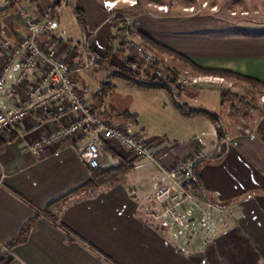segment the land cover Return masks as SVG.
I'll return each instance as SVG.
<instances>
[{
    "label": "crops",
    "instance_id": "crops-1",
    "mask_svg": "<svg viewBox=\"0 0 264 264\" xmlns=\"http://www.w3.org/2000/svg\"><path fill=\"white\" fill-rule=\"evenodd\" d=\"M1 1L0 11H6L0 16V72L10 49L25 34L24 18L8 0ZM106 1L116 0H104L102 7L94 0H77L76 6L71 5L69 9L72 11L69 23L76 19L84 37L88 36V56L79 50L64 28V14H67L62 7L64 0H29L24 7L35 16L49 9L55 11L54 31L41 35V38L66 57L74 69L81 67L75 75L78 86L98 116L128 131L131 124L135 130L130 133L158 145L155 159H147L159 164V171L154 176L158 185L140 194L135 187L123 184L120 175L118 180L99 188H89L90 171L78 157L72 140L39 151L31 148L33 136L23 135L27 127L35 124L41 125V134L60 128L62 123L56 117L59 104L42 111H30L16 131L7 130L0 134V259L11 258L10 264H264V140L257 132L262 118L250 125L241 114H234L228 106H223L221 92L229 89L207 84L184 89L181 95L185 98L180 95L181 104L194 111L205 110L221 121L224 141H220L216 124L209 116L183 115L166 92L163 93L171 101L165 109L169 108L175 121L181 123L167 136L152 134L149 118L141 119L138 112H135L138 116L135 121L133 115H124L131 111L132 101L129 102L113 84L115 79L124 80L113 78L114 70L105 64L102 68L95 66L112 44L113 64L122 70L121 63L128 67L123 58L128 54L117 37L122 16L107 10L104 7ZM75 9L83 13V25L79 23ZM143 20L149 21L145 17H135L131 23L138 27L136 33L141 39L138 42L145 41L148 48L155 47L171 55L176 71L187 67L194 70V65L237 73L264 83V22L245 21L232 25L238 29L235 31L239 36L227 41V51L210 49V43L198 39L191 44L199 46L201 51L186 54L152 36ZM204 21L198 24L197 18L185 20L192 30L200 29L201 32L231 26L211 19L206 27ZM87 28H95V34L88 32ZM92 58L95 63L90 65L89 59ZM18 74L19 69L15 68L8 77V88L16 91V99L8 101L0 95V111L9 112L22 104L26 92L16 84ZM197 76L231 80L213 74L198 73ZM35 78L33 73L31 80ZM106 81H109L106 85L109 93L104 98L97 89ZM93 82L97 89L92 92ZM204 88L218 90V103L215 102L214 108L207 104H189L186 100L192 95V91L187 90L202 91ZM140 91L145 96L161 92ZM119 113L125 120H120ZM224 114L228 115V123ZM197 126L204 127V130L197 133ZM199 137L205 139L209 148L197 144ZM197 149L206 151V158L194 167L191 184L200 208L189 217L186 231H182L165 217L159 221L153 219V213L162 212L155 196L159 187L170 182L165 170ZM113 151L110 154L105 150L102 169L123 165L134 172L138 169L146 172L141 168L142 163L133 164L140 159L124 151ZM79 189L82 190L79 192ZM205 219L207 224L204 226Z\"/></svg>",
    "mask_w": 264,
    "mask_h": 264
},
{
    "label": "built area",
    "instance_id": "built-area-1",
    "mask_svg": "<svg viewBox=\"0 0 264 264\" xmlns=\"http://www.w3.org/2000/svg\"><path fill=\"white\" fill-rule=\"evenodd\" d=\"M8 1L24 18L25 34L10 49L0 72V95L8 101L16 99V91L8 88V77L15 68L19 69L16 84L25 89L26 95L17 108L9 112L0 111V134L7 130L16 131L30 111H42L59 104L56 117L62 124L56 131L41 134L40 124L24 130V136H33V150L41 151L64 140H72L78 157L89 171L101 167L108 146L116 151H124L135 159H155L158 152L156 143H149L111 120L98 116L93 104L83 97L78 86L75 75L81 71V67L74 69L66 57L41 38V35L54 31L57 18L55 11L49 9L35 16L19 0ZM117 4L116 1H106L104 7L113 11ZM117 37L129 58L146 65L157 64L153 55L135 39L127 20L120 23ZM94 63V58L89 59L88 64ZM33 73L35 80H31ZM179 78L184 88L197 86L200 82L224 80L215 76H192L187 72ZM205 158L206 152L197 149L191 156L165 170L170 182L159 187L156 192L155 199L162 206V212L153 213L155 221L165 217L173 224L183 226L184 213L188 218L194 216L200 204L191 190L193 170Z\"/></svg>",
    "mask_w": 264,
    "mask_h": 264
},
{
    "label": "rangeland",
    "instance_id": "rangeland-1",
    "mask_svg": "<svg viewBox=\"0 0 264 264\" xmlns=\"http://www.w3.org/2000/svg\"><path fill=\"white\" fill-rule=\"evenodd\" d=\"M19 1L23 6H26V3H28L29 0ZM76 1L77 0H64L62 4L63 9L67 11V14H64V17H66L64 28H66L67 32H69V34L72 36L71 38L79 47V50L83 52L84 55L88 56V36L84 37L80 28L78 27L79 25L78 22H76L75 17V22L69 23V20L72 19L70 16L72 11L69 9L71 8V5L76 6ZM94 1L102 7L104 0ZM116 2L118 4L113 10V13L117 12L123 17V19L124 16H126L127 18H125L124 20H127L130 24L133 22L132 20L135 17H145L149 19V21L143 20V25H146L145 28L152 36H156L159 41L167 43L169 44V46L186 54H193L194 51H201L199 46L196 47L191 44V41L195 40L197 42L198 39L210 43V49H217V51H227V41H230L231 39L234 40L239 36L238 32L235 31L238 29L236 27H234V29L233 26H236L237 24L245 21L256 23L264 22V0H116ZM1 3L2 1L0 0V6ZM135 3L137 4L134 5ZM130 17H132V19H130ZM159 18H164L166 20L162 21L159 20ZM176 18H179L180 20L175 21L174 19ZM190 18H197V22L199 21L198 24H201V20L205 19L204 25H206V27L210 25L211 19L214 21L216 20L222 21L224 23L226 22L231 26H225V28L223 27L219 29H209V31L207 30L201 32L200 29L192 30L191 27L187 25V22H185V20ZM131 28L135 39L140 42L141 39L136 33L138 27L136 28L135 25H131ZM87 30L88 32H91V34H95L96 32L95 28H87ZM239 30L243 31L241 28H239ZM143 42L144 43H141L149 50V52L157 61V68L154 69L153 74L157 78L163 79L166 76L171 77L172 72L170 70L179 72V77H183L186 72L190 73V75L192 76L198 75V73L195 74L194 70L188 67L186 70L181 69L180 71H176V69L174 68L176 64L174 63V58L171 55L163 53L155 47L148 48L149 44H147L145 41ZM93 43L94 41H92V45ZM114 46H116V43H114ZM120 65H122L120 67L123 68V70L119 67H116V70H120L121 72H124L126 75H128L131 69L129 70V68L124 66L123 63H121ZM114 77L117 76L114 75L113 78ZM115 80V82L113 80L112 82H114L113 84L116 85L117 90L120 91L121 94L124 95V97H128L129 102L132 101V109L129 113H127V116L129 114L133 115V121L138 120V116L135 114V112H138L141 119L149 118L148 126L149 128H151V130H153L152 134H162V136H167L168 132H172L173 129L175 130V126L180 122L175 121L172 116L173 114L169 112V108L167 110L165 109V107L168 106L169 101H171V99L168 98L165 93L160 92L154 95L145 96L142 94L143 92H141L137 87L126 84L124 81H119L117 79ZM108 82L109 81H106V83L104 82V86L103 83H101L98 89L95 82H93L92 84L94 86L91 87L92 92L96 88L100 91V97L104 96L105 98L106 94L109 93L106 86ZM205 84L218 85L219 87L229 89L233 93L238 94L240 97L245 98L247 102L254 106L256 108L255 110H246L250 113V116L248 118L245 117L250 122V125H253L255 121H259L262 118L264 111L263 88H257L242 80H228L226 78H224V80L200 82L199 84H197V86ZM187 91H190V93L192 91V95L186 98V100L189 101V104L195 103L197 104V106L207 104L208 106L214 108L215 102L216 104L218 103L217 101L219 92L216 89L204 88L202 89V91L200 89H189ZM186 93L187 92H185V94ZM181 96L182 98H185L183 97V95ZM227 116L228 115L225 114L223 115L226 123H228ZM119 117L120 120H125L121 117L120 113ZM128 127L130 128L129 131L131 130L133 132V130H135L133 129L131 124L128 125ZM223 127L225 126L223 125ZM203 130L204 127L197 126V133L200 131L202 132ZM205 142V139L202 137H199V139H197V144H199L201 148H203V144L205 148H209ZM140 160L141 161H138L136 163L134 162L133 164L137 166L138 164L142 163L141 168L146 172H141L140 169H138L136 172H134L133 169L126 170L125 172L121 173V182L127 186L135 187V189L140 194H143L144 192L149 191V189L153 185H158V183L154 179V176L156 175V171H159V164L147 159ZM150 177L152 181L150 180ZM184 218L185 225L180 226L177 224H173V226H175L176 228H180L182 231H186L185 227H187V225L189 224V218L186 216V213H184ZM205 224H207V219H205L204 226Z\"/></svg>",
    "mask_w": 264,
    "mask_h": 264
},
{
    "label": "trees",
    "instance_id": "trees-1",
    "mask_svg": "<svg viewBox=\"0 0 264 264\" xmlns=\"http://www.w3.org/2000/svg\"><path fill=\"white\" fill-rule=\"evenodd\" d=\"M6 9H3L0 11V16L4 14ZM75 14L77 16V19L79 20V23L83 25V13L79 9H75ZM120 23L124 21L123 17H120ZM114 41V39H112ZM114 54V48L113 45L110 44L106 53L100 57V59L95 63V66L98 68L104 67V64L108 69L114 70V75L117 76L119 79L124 80L130 85H133L137 87L138 89L145 90V91H161L166 92L171 96V98L175 101L176 107L179 109V111L183 115H193V114H201L204 116H209L212 121L216 124V127L218 129L219 139L220 141H224V134H223V128L221 125V121H218L216 117L209 114L207 111L202 109H197V111H194V109H191L189 106H186L184 104H181L180 95L183 92L184 88L180 82H179V74L177 72L171 71L172 76L167 77L165 79H159L156 76H154V69L157 68V64L151 65V67H148L146 64L142 63L139 60L132 59L129 57H123L125 60V63L128 67L131 68V71L128 75H126L124 72L117 71L115 64L111 61V58ZM184 60V59H183ZM186 61V60H185ZM188 62V61H186ZM193 69L197 71L198 73L202 74H213V75H221L223 77L227 78H233L237 80L245 81L255 87H261L264 89V83L257 82L253 79L245 78L237 73L225 71V70H212V69H202L200 67H196L192 65ZM142 75V76H141ZM108 88V87H107ZM221 98H222V104L223 106L227 107L228 109L234 113V114H241L244 118H248L250 116L249 109L255 110L256 108L252 106L249 102L245 100V98L240 97L238 94L233 93L230 90H223L221 92ZM264 110V107H263ZM245 111V112H244ZM125 113L124 115H126ZM122 116V115H121ZM257 132L261 136V138L264 140V111L261 121L258 123ZM106 151L110 154H113V149L107 147ZM203 161V160H202ZM200 161V162H202ZM199 162V163H200ZM198 164V163H197ZM120 170H122L121 173L125 172L126 170H129V166H119L113 167L110 169H102L101 167L90 171V181L88 184V187L90 188H99V186L107 184L108 182L112 180H118L121 173ZM195 174H197L195 172ZM87 187V186H86ZM85 187V188H86ZM82 189H79V192ZM74 194V193H72ZM66 198V197H65ZM54 206V205H52ZM48 211V209H47ZM11 258H1L0 264H10Z\"/></svg>",
    "mask_w": 264,
    "mask_h": 264
},
{
    "label": "bare ground",
    "instance_id": "bare-ground-1",
    "mask_svg": "<svg viewBox=\"0 0 264 264\" xmlns=\"http://www.w3.org/2000/svg\"><path fill=\"white\" fill-rule=\"evenodd\" d=\"M113 6H115L116 4H112Z\"/></svg>",
    "mask_w": 264,
    "mask_h": 264
}]
</instances>
